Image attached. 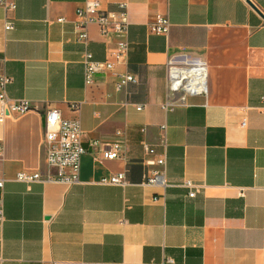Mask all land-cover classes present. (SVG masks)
<instances>
[{"label": "crops", "instance_id": "0c3cea01", "mask_svg": "<svg viewBox=\"0 0 264 264\" xmlns=\"http://www.w3.org/2000/svg\"><path fill=\"white\" fill-rule=\"evenodd\" d=\"M250 1L264 15V0ZM82 2L16 0L6 14L0 5L5 92L31 106L0 122V264H264V20L245 0H100L124 4L128 51L85 83L83 52L101 61L116 38L91 23L79 39ZM155 15L168 18L165 35L149 31ZM197 61L205 93L180 98L167 69ZM124 73L132 80L117 88ZM48 108L79 119L84 146L119 142L122 157L100 159V144L80 156L76 183L14 179L54 173L42 143ZM161 155L166 185L143 184L142 160ZM119 171L126 185L101 182Z\"/></svg>", "mask_w": 264, "mask_h": 264}, {"label": "built area", "instance_id": "2783aa9c", "mask_svg": "<svg viewBox=\"0 0 264 264\" xmlns=\"http://www.w3.org/2000/svg\"><path fill=\"white\" fill-rule=\"evenodd\" d=\"M5 14L14 11L16 0H0ZM78 19V37L82 42L87 41L85 27L88 24H95L100 34L112 35L116 38L113 47L106 49V56L103 60H94L91 53L84 51L82 54V66L85 83L92 81L96 73L111 71L116 64L126 57L128 51L127 30L128 21L124 4H120L117 10H106L100 7V0H83L82 6L75 9ZM61 20V19H58ZM151 33L165 35L168 32L170 22L164 15H155L148 23ZM4 30L13 28V21L5 16L3 20ZM10 78L5 74H0V122L15 113H24L31 110V106L24 98H11L5 92V86ZM132 80L129 73L118 74L115 86L120 88L126 82ZM167 80L169 89L180 94V98L186 93H205V66L203 62H184L181 64L171 63L167 69ZM163 107L171 106L165 103ZM75 109V105H70ZM139 109V107H137ZM241 127L245 126V117L240 121ZM118 133V131L116 132ZM82 130L79 119L63 118L55 108L45 109L42 113V143L45 147V162L54 169L53 174L42 176L38 171H19L14 179L31 183L35 181H55L63 184H72L78 181V170L80 156L86 152H93L96 147L102 145L99 151L100 159H114L122 157L119 142L100 143L97 140H89L87 146L81 141ZM144 154L149 153L148 145L142 144ZM2 157V146L0 144V160ZM143 164L148 170L143 177L142 183L147 185L165 186V158L163 155L154 158H144ZM4 178L0 174V223L4 220V205L2 196V186ZM102 183L124 186L127 184L124 171L111 174L101 179ZM191 187L190 181L182 183ZM188 196H193L192 191ZM165 262L173 264L171 258Z\"/></svg>", "mask_w": 264, "mask_h": 264}, {"label": "water", "instance_id": "95a60500", "mask_svg": "<svg viewBox=\"0 0 264 264\" xmlns=\"http://www.w3.org/2000/svg\"><path fill=\"white\" fill-rule=\"evenodd\" d=\"M245 2L264 20V15L253 5L250 0H245Z\"/></svg>", "mask_w": 264, "mask_h": 264}]
</instances>
